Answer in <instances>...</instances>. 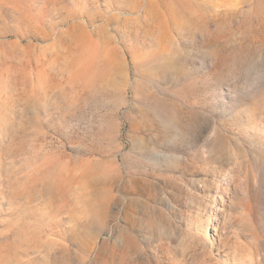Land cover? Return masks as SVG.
Segmentation results:
<instances>
[{
  "label": "rangeland",
  "instance_id": "1",
  "mask_svg": "<svg viewBox=\"0 0 264 264\" xmlns=\"http://www.w3.org/2000/svg\"><path fill=\"white\" fill-rule=\"evenodd\" d=\"M0 264H264V0H0Z\"/></svg>",
  "mask_w": 264,
  "mask_h": 264
}]
</instances>
